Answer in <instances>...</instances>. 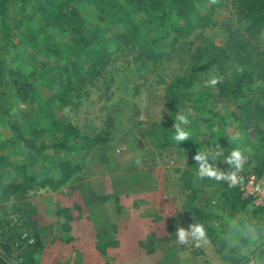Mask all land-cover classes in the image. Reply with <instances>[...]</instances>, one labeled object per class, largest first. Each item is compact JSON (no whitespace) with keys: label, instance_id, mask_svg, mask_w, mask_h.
Returning <instances> with one entry per match:
<instances>
[{"label":"rangeland","instance_id":"obj_1","mask_svg":"<svg viewBox=\"0 0 264 264\" xmlns=\"http://www.w3.org/2000/svg\"><path fill=\"white\" fill-rule=\"evenodd\" d=\"M25 1L28 6L25 5L19 10L22 0H10L6 5L5 14L0 12V59H3L7 69L31 68L28 60L26 64L23 42L16 37V32L6 28V24L14 23L17 17H23L25 23L32 22L34 17L31 19L29 17L35 15L31 6H39L45 0ZM238 1L203 0L201 11L208 13L206 20L177 37L167 35L166 39L150 53L140 51L136 45L135 47L125 46L126 44L117 46L110 54L109 60L93 72L94 76L91 75L90 78L84 76L79 81L75 80L71 85L74 88L70 94L69 104L60 108L59 104L53 101L46 109L47 117L59 118L60 122L71 125L82 136L89 137L88 142H81L82 147L76 153L77 164L80 165L81 170L91 167L90 163L97 165L95 161L99 164V158L104 150L109 152L112 148L115 157L128 156L131 161L138 162L140 171L144 168L155 171L156 176L159 177L160 188L163 189L164 209L161 211L166 218L172 220L174 225L172 234L177 241L178 249L190 252L186 264L190 262L224 264L214 244L196 224L193 225L190 221L191 216L183 207L188 193L191 192L184 185L185 180L188 179L184 175L187 168L193 171L190 184L198 197L193 204L205 207L212 214L220 217L211 220L212 225L218 230L228 226L224 223L225 218L230 219L231 223H236L230 230V243L235 244V252L244 255L250 253V256L240 264H264L263 227L262 224L257 226L252 224L261 219V212L255 213L254 209L257 206H264V151L257 149L260 144L264 145V122L260 120L263 119L264 113L260 117L256 111H253L251 121L244 130L238 129L236 125H226L218 119L211 123L212 132H209L207 128L209 124L206 123L200 127L197 125L196 129L192 128L194 126L189 127L190 123L186 124L191 130L185 128L184 131L188 129L186 132L190 133L188 136L193 135V140L204 143L210 141L214 145L209 151L198 148L192 161L186 148L181 146L179 141L177 142L175 136L170 142L166 141L163 147L158 146L164 142L162 131H165L162 128L157 129L158 124H161L172 112L175 113V108L168 104V100L181 103L177 104V108L181 107V111H178L175 118L179 115H187L190 120V115L193 116L194 113L189 109L190 103L183 101L189 98V95L199 98L202 92L207 91L213 94L210 97V109L214 112L218 111L220 119L221 115H227L226 119L229 121V114L232 111L231 100L216 97L219 91L217 85L221 83L222 78L218 76L215 66L208 68L210 66L207 64V61H210L208 56L196 63L198 69L195 80L183 89L186 94L184 98L179 97L176 90L174 94H167V86L175 78L183 77L194 66L191 57L198 47L211 43L216 47H224L228 50L227 55L232 56L239 49L241 51L248 49L252 52L254 63L264 67V26L256 31L247 30L251 19L245 16L246 12L239 7ZM80 8L82 16L88 23L110 26V23L100 19V11L81 5ZM19 27L22 28L23 25ZM51 36L52 40L60 39V36H55L54 33ZM3 37H11L9 41L11 45L8 43L5 46L4 41H1ZM244 40L249 42L246 43ZM53 61L49 62L47 67H55L60 63L58 58H54ZM83 62L79 59L78 65L81 66ZM227 64H230V61ZM212 80H216L217 83L212 84ZM260 83L259 81L258 85ZM34 84L38 83L34 82ZM40 90L44 96L52 94L45 86L40 87ZM252 95L248 102L254 104L257 91ZM177 96L180 100L176 99ZM244 100L241 98L237 101ZM9 103L12 105L10 110L12 119H16L23 126L22 128L28 127L29 122H25V118H27L26 114L31 113L29 103L15 102L14 98L9 99ZM175 123L177 122L171 120L166 124L167 129ZM224 128L225 131H221ZM257 129L260 133L256 136ZM9 136H11L10 130L5 124L3 126L0 124V145ZM260 136L262 137L259 139ZM232 140L234 142H230ZM225 142L228 143L225 145ZM132 143L133 145H129ZM135 150L138 152L133 153L132 151ZM14 151L15 149L10 151L8 147L0 148V183L4 182L1 180L4 173L10 176L7 180L13 177L10 172V161L15 158L12 155ZM234 151L240 153L238 163L232 160ZM201 153L204 158L198 160L197 156ZM207 153L208 156L205 157ZM66 155L64 157H67ZM224 161L231 167H223ZM52 165L55 166L53 163ZM221 183H225L226 187ZM63 187L64 185H61L59 190ZM228 189L230 191L227 197L221 198L220 194ZM46 192L50 191L35 187L7 198H0V264H39V254L45 242L39 232L41 217L30 213V205L34 204L32 201L36 202L39 193ZM218 199H221V202ZM181 230L185 233L184 242L179 238ZM240 230L243 231L242 236L239 235L240 233L237 236L236 232ZM260 248L263 249L262 253ZM180 260L178 259V262H181Z\"/></svg>","mask_w":264,"mask_h":264},{"label":"trees","instance_id":"obj_2","mask_svg":"<svg viewBox=\"0 0 264 264\" xmlns=\"http://www.w3.org/2000/svg\"><path fill=\"white\" fill-rule=\"evenodd\" d=\"M9 1L0 0V12L3 15ZM202 1L45 0L39 6H31L35 15L29 17L30 19L34 17L32 22L25 23L23 17L15 18L14 23L8 22L6 28L16 32V37L23 42V49L26 50V64L28 60V65L31 68L13 70L9 67L7 69L3 59H0V124L2 126L5 124L11 132V136L3 140L0 148L8 147L10 151L15 149L12 154L15 158L10 161V172L13 177L7 180V177L10 176L6 173L1 176V180L4 182L0 183V198H7L12 194L35 187L56 191L61 185L68 182L77 171H80L81 167L77 164L76 153L82 147L81 142H88L89 137L82 136L71 125L60 122L59 118L47 117L46 109L49 108V103L54 101L59 104V107L69 104L70 94L74 88L71 85L75 80L79 81L84 76L88 78L91 75L94 76L93 72L109 60L110 54L117 46L126 44L125 46L135 47L136 45L140 51L150 53L160 45L161 41L166 39L167 35L177 37L184 31L199 26L208 15L206 11H201ZM238 2L240 3L239 7L246 12L245 16L251 19L247 30L256 31L264 26V0H239ZM25 5L28 6L27 1L22 0L19 10ZM80 5L100 11V19L110 23V26L88 23L82 16ZM2 24L5 26V22ZM20 25L23 27H19ZM52 33L55 36L59 35L60 39L58 41L50 39ZM10 40L11 37H3L1 41H4V45L7 46ZM239 50L232 56L231 54L227 55L228 50L224 47H216L211 43L204 44L198 47L192 55L191 59L195 64L190 71L183 77L175 78L167 86V94H174V90H176L179 93L178 96L184 98L183 96L186 94L183 89L195 80L198 69L196 63L204 59L205 56H208V60H210L207 61V64L210 65L208 68L215 66L218 76L222 78L221 83L217 85L219 91L216 97L231 100L232 111L229 114V121L226 119L227 115H221L220 119L219 112L210 109V97L213 94L204 91L199 98L189 95V98L183 101L190 103L189 109L194 113L193 116L190 115L189 127L194 126L192 128L196 129L206 123V125L209 124L207 126L209 132H212L211 123L213 124L215 119H218L226 125H236L238 129L244 130L251 121L250 117L253 111H256L260 117L264 113V67L254 63L251 51L249 52L248 49ZM54 58H58L60 63L55 67H47L49 62H54ZM79 59L84 61L81 66L78 65ZM229 61L230 64H227ZM79 68L83 71H80ZM259 81L261 83L258 85ZM34 82L38 84L35 85ZM42 86H45L52 94L42 95L40 90ZM256 91L258 93L256 101L251 104L248 101L253 96L252 93H256ZM178 96L176 99L180 100ZM13 98L15 102L29 103L31 113L26 114L27 118H25V122H29L28 127L22 128L23 126L16 119H12L10 111L12 105L9 103V99ZM241 98L245 100L237 101ZM178 103L179 101L168 100V104L175 108V113L172 112L161 124H158L157 129H165L162 131L164 142L160 143L159 147H163L167 143L166 141L170 142L177 135L176 123L172 124L169 129L166 124L171 120L177 122L175 117L178 111H181V107L177 108ZM210 114H212L211 117ZM260 120L264 122V117ZM189 127L186 124L182 125L183 130L185 128L191 130ZM221 131L224 132L225 128ZM259 133L260 130L257 129L256 136ZM188 134L190 133L188 132ZM192 136H188L189 138L184 141H179L181 146L186 148L191 161L198 148L209 151L210 147L214 146L210 141L207 143L195 141ZM230 142H234V140ZM225 145L221 146L225 147ZM257 149L264 151V145L260 144ZM207 156L208 153L205 154V157ZM52 163L55 164L54 167ZM223 167H231V165L224 161ZM184 173L188 178L184 185L191 192L188 193L183 207L191 216L190 221L193 225L196 224L214 244L224 264L242 263L250 256V253L244 255L235 252V244L230 243V230L236 223H231L230 219L225 218L224 223L228 225L227 227L220 230L214 227L211 220L214 217H220L212 214L205 207L193 204L198 199L190 184V176L193 171L187 168ZM221 184L226 185L225 183ZM229 191L230 189L224 190L220 197H227ZM218 200L221 202V199ZM255 209V213L261 212V219L252 222V224L256 226L262 224L264 231V206H257ZM240 221L243 224V221ZM242 232L240 230L236 232V235L242 236ZM260 252H263L262 248H260ZM251 255L253 256V253Z\"/></svg>","mask_w":264,"mask_h":264},{"label":"crops","instance_id":"obj_3","mask_svg":"<svg viewBox=\"0 0 264 264\" xmlns=\"http://www.w3.org/2000/svg\"><path fill=\"white\" fill-rule=\"evenodd\" d=\"M114 154L105 149L99 164L77 172L63 191L32 201L45 242L39 264H186L190 252L178 249L172 220L161 211L159 177Z\"/></svg>","mask_w":264,"mask_h":264},{"label":"clouds","instance_id":"obj_4","mask_svg":"<svg viewBox=\"0 0 264 264\" xmlns=\"http://www.w3.org/2000/svg\"><path fill=\"white\" fill-rule=\"evenodd\" d=\"M212 84H215L217 83L216 80H212L211 81ZM177 123L175 124V127H176V131H177V135L175 136V139L177 141H184L185 139L188 138V132L184 131L183 128H182V125H185L187 123H189V119L187 117V115H179L177 118ZM204 156H203V153H201L199 156H197V159H203ZM232 160H234L235 162H239L240 160V153L238 151H234L232 153ZM179 238H180V241L181 242H184V239H185V233L183 230H181L179 232Z\"/></svg>","mask_w":264,"mask_h":264}]
</instances>
